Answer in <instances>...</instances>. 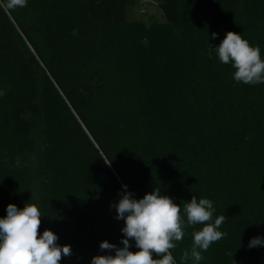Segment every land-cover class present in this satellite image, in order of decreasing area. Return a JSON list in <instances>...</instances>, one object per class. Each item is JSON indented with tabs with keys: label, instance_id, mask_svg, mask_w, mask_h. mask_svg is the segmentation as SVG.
<instances>
[{
	"label": "trees",
	"instance_id": "16d2710c",
	"mask_svg": "<svg viewBox=\"0 0 264 264\" xmlns=\"http://www.w3.org/2000/svg\"><path fill=\"white\" fill-rule=\"evenodd\" d=\"M128 1L0 7V218L36 205L39 233L71 246L59 264H91L115 254L101 242L123 247L122 186L158 188L185 223L192 197L225 216L199 264H264L248 247L264 240V84L235 82L214 50L233 32L264 60V0H161L150 25L125 21ZM202 227L184 229L176 264Z\"/></svg>",
	"mask_w": 264,
	"mask_h": 264
},
{
	"label": "clouds",
	"instance_id": "9594fccd",
	"mask_svg": "<svg viewBox=\"0 0 264 264\" xmlns=\"http://www.w3.org/2000/svg\"><path fill=\"white\" fill-rule=\"evenodd\" d=\"M27 6V0H0V7L9 12ZM216 38V34H212ZM213 48L209 45L208 56L211 58ZM219 61L234 69L233 80L245 85L264 84V60L261 59L260 48L252 47L240 34L228 32L220 45L215 49ZM110 164V162L108 163ZM119 193V202L112 207L116 210V219L124 221L121 232L123 247L107 241L100 243L101 251H114V255L94 256L91 264H176L171 249L175 242L183 239L186 227L203 225L192 233L191 250L181 255V264L191 259L199 264L204 259L202 252L223 239L227 233L218 229L225 221V216H217L213 221L215 208L209 199L197 201L192 197L183 206L186 223L181 216V207L173 203L167 196L161 195L160 189L153 190L142 199H132V193ZM42 214L34 204H25L23 209L9 204L6 216L0 218V264H59L63 257L72 255L71 246H59L58 237L51 231L39 233ZM135 242L139 251H129ZM264 246L260 237L249 241V248ZM153 255L160 257L153 259Z\"/></svg>",
	"mask_w": 264,
	"mask_h": 264
},
{
	"label": "rangeland",
	"instance_id": "374dc122",
	"mask_svg": "<svg viewBox=\"0 0 264 264\" xmlns=\"http://www.w3.org/2000/svg\"><path fill=\"white\" fill-rule=\"evenodd\" d=\"M161 0H129L124 5V18L127 22L163 23L165 18L160 10Z\"/></svg>",
	"mask_w": 264,
	"mask_h": 264
}]
</instances>
